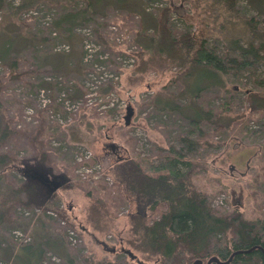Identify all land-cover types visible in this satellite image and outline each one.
I'll return each instance as SVG.
<instances>
[{
    "label": "rangeland",
    "instance_id": "rangeland-1",
    "mask_svg": "<svg viewBox=\"0 0 264 264\" xmlns=\"http://www.w3.org/2000/svg\"><path fill=\"white\" fill-rule=\"evenodd\" d=\"M22 1L5 0L0 7V55L4 56L0 75L8 70L14 58L31 60L35 56V63L45 68L35 72V78L31 74L27 77L25 71L32 66L22 63L14 81L5 86L0 104V131L4 120L8 126L7 136L0 140V150L14 155L15 159L27 158L28 164L33 165L35 152L27 135L38 134L39 138L34 141L42 143L40 147L50 153L46 159L55 166L54 173L68 171L72 184L67 185L70 187L58 185L52 196L41 197L37 189L43 186L45 193L48 189L40 178L37 175L25 178L12 168L5 171L6 178L0 170V192L28 183L33 189L30 196L33 201L42 202L51 196L45 201H48L45 208H67L81 242L72 246L67 240L66 228L63 232L59 227L64 224L49 217L22 216L11 230L0 225V238L5 240L0 244L1 259L8 264H37L36 256L41 250L38 264H124L125 259L131 260L123 252L129 249L138 256L136 264L138 260L158 264L157 257L146 260L140 252L129 248L127 242L132 235L128 213L137 206L132 198L123 199L113 179L111 184L103 177L97 180L103 181L110 191L106 202L114 216L107 213L104 218L99 216L101 219L95 218V214L92 219L87 217L91 202L87 188L92 180H84L76 173L74 152L80 148L90 150L103 167H109L119 158L130 157L156 163L161 149L173 146L185 157L200 161L202 167L193 182L199 190L212 195L211 207L222 213L238 210L248 219L264 217V116L250 115L246 100L247 89H264L258 84L254 86L255 79L264 82V62L239 73L235 69L229 74L210 72L211 76L199 79L198 74L188 75L186 67L171 63L165 52L157 54L150 41L158 34L156 12L168 7L169 26L176 36L192 32L221 54L236 44L247 45L253 30L248 20L262 18L254 8L245 0H237L233 12L223 7L222 0H87L97 18L92 17L88 24L98 27L97 21L104 17L107 21L117 20L118 25L108 28L110 35L103 29L105 41L111 51L118 48L129 52L131 48L127 45L134 43L143 47L140 63L134 56L129 59L113 55L96 36L91 43L87 40L85 46L92 55L81 61L85 49L81 37H69L61 29L57 37H51L46 17L49 15L45 12L57 10L58 5L65 11H73L83 7L85 0H41L34 4L42 10L40 13L33 8L17 11L15 7ZM42 4L51 8L45 10ZM125 10L131 11V15ZM6 39L11 42L9 49L2 45ZM62 39L69 41L67 51ZM61 51L64 52L54 53ZM101 51H105L101 54L103 59L99 55ZM260 53L264 55V49ZM89 67L91 72L86 74L85 69ZM116 74L117 85L114 84ZM74 83L79 89L73 91ZM195 92H199L196 101L200 107L206 110L219 107L225 120H232V125L221 128L211 138L217 144L215 147L200 146L188 151L178 137L193 130L188 118L195 114V107L190 103ZM227 102L230 111L220 107ZM128 105L133 108V115L129 125H125L123 116ZM249 116L250 120L246 121ZM234 122L244 124L240 127ZM189 137H194L193 132ZM95 195L105 196L99 189ZM150 212L146 210V214ZM14 229L29 235L31 241H16L10 235Z\"/></svg>",
    "mask_w": 264,
    "mask_h": 264
},
{
    "label": "trees",
    "instance_id": "trees-1",
    "mask_svg": "<svg viewBox=\"0 0 264 264\" xmlns=\"http://www.w3.org/2000/svg\"><path fill=\"white\" fill-rule=\"evenodd\" d=\"M4 1L0 0V7L3 6ZM38 1L41 0H23L15 8L19 12L22 9L33 8L37 13H40L42 10L34 6L35 2ZM245 1L262 16L260 21L248 20L253 30L250 31L251 38L246 46L236 44L232 50H226L219 54L214 47H208L205 39L195 36L192 32L187 31L176 36L169 26L168 14L170 9L168 7L156 12L158 15V34L150 41L153 42L152 45L155 47L157 54L165 52L171 63L186 67L188 75L198 74L199 79L203 76H211V74H208L210 72L229 74L232 69H235V73H239L254 64L264 62V55L260 53L264 49V0ZM236 2L237 0H222L223 7L228 12L234 11ZM42 7L45 10L51 8L47 4H42ZM58 7L57 10L52 7L53 10L49 11L50 13L45 12V14L49 13L48 18L50 19L47 22L52 38L57 37L60 29L65 33L67 31L66 34L69 37L75 36L74 38H76L79 36L83 39L88 38L85 33L90 32L91 40H94L96 36L97 39L103 41L107 48L110 47L109 43L105 41L107 39L103 29L110 35L111 30L108 28L113 24L118 25L117 20L107 21V18L102 16L103 19L97 21L100 22L98 27L88 24L92 17L97 18L91 2L87 0H85L83 7H77L73 11L72 9L65 11L60 5ZM124 12L128 16L131 15L129 10ZM138 25L139 28H142L140 21ZM82 30H85L84 34L81 32ZM72 31L73 35L70 34ZM63 42L69 44L68 40H63ZM10 43L6 39L2 45L4 44L5 48L9 49ZM130 45L132 44L127 45V47ZM134 45H136L135 48L129 52L118 48L116 50L112 48V51L109 48V50L113 55L134 56L141 63L143 62L142 52H144V49L138 44L134 43ZM64 51L54 53H63ZM103 53L105 51H101V54ZM83 54L84 51L80 60H83ZM3 57V54L0 55V65L1 62H4ZM34 59L36 60L35 56L31 60L30 58L12 59L8 70L0 75V104L5 86L14 81V75L21 68L22 63L26 66H32L31 69L25 71V74L23 73L24 76L30 77V74L42 72V68L45 67H40V64L37 61L36 64ZM85 70L86 74L91 72L90 67ZM69 76L75 80L74 76ZM114 84L117 85L118 82ZM257 84L264 87L263 81L255 79L254 86ZM76 85L74 83L71 86L73 91L77 87ZM115 85L111 86L110 89H113ZM198 95L199 92H195L190 97V103L195 107V114L188 118V123L193 127V130L178 137L182 147L188 151L197 150L200 146L215 147L217 144L214 145L211 138L219 130L227 129L232 125V120L226 121L220 113L219 107L218 109L209 110L200 107L196 101ZM230 98L233 99L232 96ZM246 100L250 115H257L256 118L264 116V89L262 91L247 89ZM228 103L221 104L220 107L230 111L231 108L227 106ZM245 119L246 121L250 120V116ZM5 122L6 120H4L0 131V140L5 139L7 136L8 124ZM205 122L209 123L210 126L205 127ZM235 124L241 127L244 122H236ZM190 132H193L194 137H189ZM31 134L27 135V138L31 141L30 144L35 152L32 158L35 164H28L27 158L15 159L14 155L10 156L1 149L0 170L1 172L4 171L5 178L8 177L5 171L13 168L22 175L24 174V177L28 179L36 175L40 178L42 175L44 183H46L45 178L47 177L55 179L60 186L71 185L68 171L66 173H54L53 168L55 166L46 159V156L50 153L41 148L42 143H35L37 141L34 140L39 138L40 135L34 133L33 136H30ZM161 151L156 163H150L147 159L141 160L135 157L119 158L114 165L106 168V172L113 179L114 187L122 191L123 199L130 200L132 198L137 206V209H132L128 213L132 235V238L127 242L129 248L140 252L141 257L146 260L157 257L158 264H191L196 259H201L205 263L211 256L217 257L222 262L231 257L228 262H212L211 264H264V217L248 219L238 210L222 213L211 207L212 195L199 190L193 182L194 175L202 167L200 161L185 157L180 149L170 145L165 149H161ZM97 181L92 180L91 186L87 188V194L91 201L88 206L87 217L92 219L95 214V218L101 219L99 216L102 215L104 218L107 213H109V216H114L110 213L109 204L106 202V195L110 191L103 181H98L99 183ZM42 188L44 187L42 186L40 190L37 189L39 196L50 195L43 192ZM98 189L102 193L104 192V198L96 197L95 192ZM106 191L107 193H105ZM32 193L33 189L28 183L19 184L7 192H0V225L4 226L3 229L15 228V223L19 220V217L24 216L23 211L25 210L32 211L30 216L45 215L43 212L36 215L37 213L33 209L37 207L39 210H44L45 204L48 202L45 203V201L52 194L45 201L37 203L30 198ZM142 208L143 211H140ZM55 210L57 211L56 217L50 215H47V217L55 221H57V217L64 220V225L59 224L63 232L65 228L71 227L79 233V230L74 227L73 218L67 208ZM146 210L151 212L146 214ZM10 235L13 236L11 232ZM3 242H5L4 238H0V244ZM41 253L40 250L38 256H36L38 262L42 258ZM135 262V259L130 261L125 259L123 263L136 264ZM0 264L8 263L0 258Z\"/></svg>",
    "mask_w": 264,
    "mask_h": 264
},
{
    "label": "built area",
    "instance_id": "built-area-1",
    "mask_svg": "<svg viewBox=\"0 0 264 264\" xmlns=\"http://www.w3.org/2000/svg\"><path fill=\"white\" fill-rule=\"evenodd\" d=\"M49 14V13H48ZM47 17V20L49 19L48 17L49 16H46ZM83 34L85 32V30H82L81 31ZM85 36H87L88 38H84L83 39V43L84 44V48L83 51H84V54H83V60L87 57H89L88 54H90V56L92 55L91 52H88L87 48L85 47L88 43H87V40L90 41L91 43V37H90V32H86L85 33ZM90 38V39H89ZM66 48V50H68L69 46L66 44L64 46ZM135 46L131 47V49L129 51H131L132 49H134ZM105 54V53H103ZM99 56V55H98ZM100 56L101 59H103V55H101L100 53ZM123 56V55H122ZM129 57V56H127ZM104 58H106L104 56ZM129 59H131V57H129ZM1 67V65H0ZM118 74H116L115 76L117 77ZM118 81V77L115 79L114 82ZM40 90H43V89H40ZM86 96V95H85ZM71 100L68 98V101ZM79 100V99H78ZM69 103L67 105V107H69ZM92 152L88 149H78L74 152V159L77 163V167H76V173L82 178V179H89V178H93V179H99L100 177H103L106 181H108V183L111 184L112 182V179L109 175H106L105 174V169L103 167V165L100 163V162H92V163H89V160L92 158ZM220 202H222L220 200ZM35 212H39L40 210L35 208L34 209ZM23 214L24 216H28L31 214V211L29 210H25L23 211ZM45 214L46 215H50L52 217H56L57 214L54 210H46L45 211ZM61 223L64 224V221L61 220ZM12 234H13V237L18 240V241H21V242H28L29 241V236H27L26 234H24L22 231L18 230V229H14L12 231ZM66 236H67V240L68 242L73 246V245H76L78 244L79 242H81V239L78 235V233L73 229V228H67L66 229ZM52 259L54 260H58L55 256H52Z\"/></svg>",
    "mask_w": 264,
    "mask_h": 264
},
{
    "label": "water",
    "instance_id": "water-1",
    "mask_svg": "<svg viewBox=\"0 0 264 264\" xmlns=\"http://www.w3.org/2000/svg\"><path fill=\"white\" fill-rule=\"evenodd\" d=\"M133 115V108L132 107H127L126 111H125V115L123 116V120H124V124L125 125H129L130 123V119H131V116ZM57 186V185H56ZM56 187H52L50 189V191H54ZM128 256L130 259H135L136 258V255L129 249H125L123 250ZM231 257H229V259H227L226 261L222 262L220 261L217 257L215 256H211L210 258L207 259V261L204 263L202 262L201 259H196L194 260L191 264H211L212 262H217V263H225V262H228L230 260ZM138 264H152V263H144L142 261H139L137 262Z\"/></svg>",
    "mask_w": 264,
    "mask_h": 264
},
{
    "label": "flooded vegetation",
    "instance_id": "flooded-vegetation-1",
    "mask_svg": "<svg viewBox=\"0 0 264 264\" xmlns=\"http://www.w3.org/2000/svg\"><path fill=\"white\" fill-rule=\"evenodd\" d=\"M47 180H48V179H47ZM47 180H46V181H47ZM45 186H46V184H45ZM46 191H47V190H46Z\"/></svg>",
    "mask_w": 264,
    "mask_h": 264
},
{
    "label": "crops",
    "instance_id": "crops-1",
    "mask_svg": "<svg viewBox=\"0 0 264 264\" xmlns=\"http://www.w3.org/2000/svg\"><path fill=\"white\" fill-rule=\"evenodd\" d=\"M77 88V87H76ZM77 89H79V88H77Z\"/></svg>",
    "mask_w": 264,
    "mask_h": 264
}]
</instances>
